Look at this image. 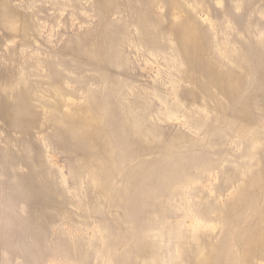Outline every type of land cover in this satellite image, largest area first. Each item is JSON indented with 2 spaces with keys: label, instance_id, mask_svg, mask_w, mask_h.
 I'll return each instance as SVG.
<instances>
[{
  "label": "rangeland",
  "instance_id": "rangeland-1",
  "mask_svg": "<svg viewBox=\"0 0 264 264\" xmlns=\"http://www.w3.org/2000/svg\"><path fill=\"white\" fill-rule=\"evenodd\" d=\"M0 264H264V0H0Z\"/></svg>",
  "mask_w": 264,
  "mask_h": 264
}]
</instances>
